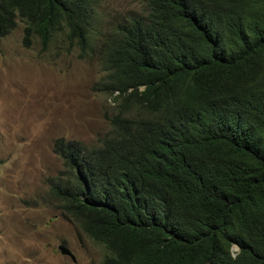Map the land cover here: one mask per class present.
Returning a JSON list of instances; mask_svg holds the SVG:
<instances>
[{"label":"trees","instance_id":"1","mask_svg":"<svg viewBox=\"0 0 264 264\" xmlns=\"http://www.w3.org/2000/svg\"><path fill=\"white\" fill-rule=\"evenodd\" d=\"M94 3L0 0V38L61 36L114 104L98 145L53 142L60 213L102 264H264V0H143L106 32Z\"/></svg>","mask_w":264,"mask_h":264},{"label":"rangeland","instance_id":"2","mask_svg":"<svg viewBox=\"0 0 264 264\" xmlns=\"http://www.w3.org/2000/svg\"><path fill=\"white\" fill-rule=\"evenodd\" d=\"M96 30L143 13V0H94ZM23 23L0 38V264H102L103 247L60 213L50 185L62 171L55 139L99 144L110 129L111 96L95 89V59L61 36L42 49L23 43ZM62 245L73 260L57 249Z\"/></svg>","mask_w":264,"mask_h":264},{"label":"water","instance_id":"3","mask_svg":"<svg viewBox=\"0 0 264 264\" xmlns=\"http://www.w3.org/2000/svg\"><path fill=\"white\" fill-rule=\"evenodd\" d=\"M57 249L60 252V254L67 255V256H69L71 258V260H73V257H72L71 253L69 252V250L67 248H65L62 245H58ZM233 249H237V247H233Z\"/></svg>","mask_w":264,"mask_h":264},{"label":"clouds","instance_id":"4","mask_svg":"<svg viewBox=\"0 0 264 264\" xmlns=\"http://www.w3.org/2000/svg\"><path fill=\"white\" fill-rule=\"evenodd\" d=\"M144 6V5H143ZM143 9H144V7H143ZM138 15H140V14H138ZM127 20V19H126Z\"/></svg>","mask_w":264,"mask_h":264}]
</instances>
